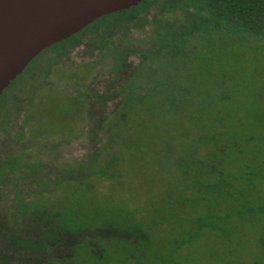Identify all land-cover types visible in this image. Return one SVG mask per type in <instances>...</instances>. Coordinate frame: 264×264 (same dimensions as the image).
I'll return each mask as SVG.
<instances>
[{
	"label": "rangeland",
	"instance_id": "374dc122",
	"mask_svg": "<svg viewBox=\"0 0 264 264\" xmlns=\"http://www.w3.org/2000/svg\"><path fill=\"white\" fill-rule=\"evenodd\" d=\"M156 8H146L149 19ZM191 24L177 32L173 52L157 54L139 73L145 92L121 103L115 124L108 115L120 102L121 80L108 70L112 62L107 68L93 59L88 68L95 96L87 115L84 96L56 69L96 54L90 34L58 65L55 52L43 50L11 81L0 94L4 234L28 229L16 201L38 190L28 208L40 204L69 231L83 230L77 264H264V35L211 18ZM150 35L145 24L127 39L143 52ZM139 61L135 52L127 64ZM153 81L162 85L142 96ZM105 140L114 151L92 155ZM38 161L39 179L69 171L33 183L29 166ZM8 237H0L4 245Z\"/></svg>",
	"mask_w": 264,
	"mask_h": 264
},
{
	"label": "trees",
	"instance_id": "16d2710c",
	"mask_svg": "<svg viewBox=\"0 0 264 264\" xmlns=\"http://www.w3.org/2000/svg\"><path fill=\"white\" fill-rule=\"evenodd\" d=\"M150 5L157 8L154 15L149 19L145 14V10ZM209 18L218 23L264 35V0H143L129 9L117 11L96 19L77 34L44 50L46 52L49 50L55 52L57 56L56 64L58 65V59L62 55L67 54L78 40L85 34L91 35L90 44L96 49V54L93 57L82 63L69 66V68L59 67L58 65L56 69L59 68L65 71L66 75L69 76L68 80L72 81L81 95L84 96L86 104L81 107V112H86L87 115L89 101L95 96V93L89 92V87L85 83L92 76L88 68L92 66L93 59L94 61L103 62L107 68L112 62V66L108 70L113 73L114 77H118L121 80L118 89L120 102L115 106L112 113L108 115V117L112 116V124H115L114 117L118 115L121 103L126 104L130 100L137 98L141 92H145L144 86L141 84L144 82L139 80L137 82L139 73L146 70L145 66L148 64V66H151L157 54L161 56L163 53L167 54L174 51L176 47L175 40L180 36L177 34L178 31H184L189 27L192 28V22L197 21L200 23ZM145 24H150L151 26L152 47L139 52L133 43L127 39V32L131 27L142 29ZM109 52L112 58L109 56L104 57ZM135 52L140 55V61L135 66H128L127 59ZM99 57L102 58L98 59ZM84 65L83 69H85L87 74L83 78H78L76 75L80 67ZM125 70H128V75L124 77L121 72ZM151 83L153 85L151 84V87L142 96H147V93L154 92L155 87L162 85L160 82L155 81ZM98 98L101 99V96ZM125 116L126 113L121 114L122 119ZM106 119L100 122L102 126H104ZM23 125L24 127L26 125L25 116ZM111 136L112 134L110 138ZM108 142V140H105L104 143H101L92 155L107 148H110L111 152H113L115 144L112 141V143L109 142L110 146H108ZM48 148L47 151L51 152V155H53L52 152H56L55 147L51 146ZM88 162L89 160L71 166L80 169ZM100 164L101 162H97V165L100 166ZM17 167L21 166L18 165ZM29 167V173L33 175V183L43 182L44 176L49 180H54L60 174L63 175L69 171L63 170L60 174H55L53 178L49 177L48 173H45L43 178L39 179L37 178L39 169L44 167L42 161L31 162ZM6 168L9 169L10 165L7 164L4 171H6ZM95 169L103 170L102 167L98 166ZM0 174L3 175L0 180L6 179V172H0ZM36 192L39 193L38 190H32V192L25 194L27 196L23 199V202L20 197L16 201L17 213L28 217L26 222L28 229L18 234L11 232L10 237L0 230V237H8L5 245L2 243L3 240H0V264H77L74 256L78 243L83 237V230L77 232L69 231L67 227L62 226L58 222L56 211L45 209L40 204L33 205L32 202L31 208H28L27 198L30 194H36ZM33 196L31 199H34Z\"/></svg>",
	"mask_w": 264,
	"mask_h": 264
},
{
	"label": "water",
	"instance_id": "95a60500",
	"mask_svg": "<svg viewBox=\"0 0 264 264\" xmlns=\"http://www.w3.org/2000/svg\"><path fill=\"white\" fill-rule=\"evenodd\" d=\"M143 0H0V94L44 49Z\"/></svg>",
	"mask_w": 264,
	"mask_h": 264
}]
</instances>
